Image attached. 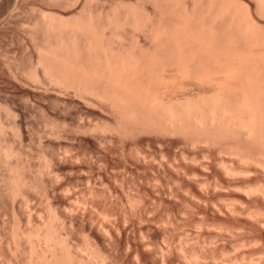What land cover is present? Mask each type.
<instances>
[{
    "label": "rangeland",
    "instance_id": "374dc122",
    "mask_svg": "<svg viewBox=\"0 0 264 264\" xmlns=\"http://www.w3.org/2000/svg\"><path fill=\"white\" fill-rule=\"evenodd\" d=\"M53 1L0 0V264H264V144L261 147L258 142V148L237 132L226 138L229 132L209 126L211 135L212 130L221 131L216 134L222 139L216 136L217 141H213L215 135L206 134V140L199 128H188L186 133L183 129L184 134L179 128V132L176 128L173 133L163 132L160 129L170 125L166 127L162 119L159 123L163 128L158 120L152 122H156L154 126L148 121V114L154 113L144 116L143 112L151 126L140 118L137 107L127 116L123 107L110 105L101 93L103 81L95 80L92 84L96 83V88L86 84L94 88L92 94L82 89L84 80L78 78L76 85V78L70 77L65 79L67 83L64 80L68 86L60 81L62 87L59 81L57 85L55 80L48 81L51 79L45 77L41 66L34 65L38 53L33 45L42 35L37 32L41 38L36 33L34 37L31 30L40 9L70 17L85 4L95 19L97 15L103 19H96L100 23L109 15L121 14L123 19L128 14L131 21L130 10L140 11V16L144 12L142 17L151 18V22L145 20L150 24L145 22L139 30L129 22L114 28L116 32L119 29L120 37L112 36L113 44L127 49L125 46L133 42L130 47L135 46V52L141 51L139 48L145 53L156 49L159 63L166 64L173 60L176 47L163 38L152 41L148 29L153 23L158 29L179 23L175 21L184 14L182 5L179 9L177 5L187 2L186 17L193 20L186 42L194 44L198 34L194 28L196 10L204 8L208 0L196 1L195 6L200 3L197 9L194 3L191 6L192 0H178L176 5L172 0ZM217 1L247 6L256 28L264 31V12H259L254 0ZM170 4L179 14L170 11ZM189 10L195 15L190 16ZM228 16L222 20L226 23L221 22L223 27L221 23L215 25L213 44L225 50L226 42L236 41L233 44L243 43L241 47H245L243 39L226 29ZM208 17H202L206 18L205 46L194 60L206 66L212 64L209 58L213 54ZM146 26L148 29L143 28ZM110 29L105 30L107 36ZM158 43L165 47L157 48ZM179 74L182 79L186 76ZM177 84L173 88L182 98L185 89ZM200 87L192 84L196 96L192 89L189 95L198 98ZM259 109L264 114V102ZM135 114H139L137 119ZM155 114L153 119L161 118ZM188 133L198 139L191 140L186 137ZM247 153L253 158L259 155L261 160L255 157L258 164L253 158L245 162L242 154ZM243 171L247 176L240 175Z\"/></svg>",
    "mask_w": 264,
    "mask_h": 264
},
{
    "label": "bare ground",
    "instance_id": "6f19581e",
    "mask_svg": "<svg viewBox=\"0 0 264 264\" xmlns=\"http://www.w3.org/2000/svg\"><path fill=\"white\" fill-rule=\"evenodd\" d=\"M56 1L62 2L64 0H54L53 3ZM72 1H69V2H72ZM173 1H175L174 2L175 5H176V2L178 4V0H172V5L174 4ZM179 1L181 2V0ZM185 1L187 0H184V2ZM196 1H200V0H192L191 6H193L192 3H194V6H195ZM254 1L256 2L255 3L256 8L260 10L259 12L261 13L264 12V0H254ZM169 2H171V0H169ZM215 2L216 0H208L207 4L204 5L205 6L204 8L200 7L202 11L200 10L198 12L197 10L199 9H197L196 7L200 3L197 2L198 5L195 7L193 6L194 8L197 9V10L193 9L194 11L196 10L197 17L194 18L193 16L196 22L195 23L196 26L195 27L192 26V27H194L198 32V34L195 37L194 44H188L186 42V36L188 35V31L190 28L189 26H191L190 24L193 20L192 18H191L192 19L191 22L187 20L186 16L189 15V13H187L188 10L185 6L187 2H185L186 4L182 2L184 6L183 4L177 5L178 9H179V5H182L183 14H184L182 15L183 17L181 16L182 13L181 14L176 13V9L175 10L174 8L172 9V7L174 6L170 4L171 5L170 7L171 9L169 8L170 11L174 10L176 15L179 14L181 17V20L175 21L179 23L173 24L174 21L172 22L174 26L170 24L171 21L169 22V24L173 27L168 28L169 26L167 27V25L165 24L167 29L164 27H162L163 29L161 28L158 29L159 27H156L157 24L155 23H153L149 29H148V26L143 27V28H147L148 30H150L149 32L151 33V36L153 38L152 41L154 42L156 41L157 43L158 39L160 41V39L163 38L162 40L164 42H170V43L172 42L174 44L172 45L176 47V51H174L173 56H171V58L173 57V60L171 61L170 59L171 62L170 63L167 62L166 64H165L166 61L164 62L161 60L159 63L158 55L155 53V51H157L156 49L155 51L147 50V52H149L147 54V52L145 53L144 50H143L144 52H141L142 48H139L141 51H138V52L133 51V49H135V46H133L134 48L130 47V45L133 42L129 46H125V48L127 47V49H123L124 45L121 46L120 43L119 45H116V47L113 44L114 39H112V36L115 37V35L117 36L120 35V32L118 31L119 29L117 30V32H119L118 34L116 30H114V28L115 29L122 28V27H125L124 24L126 26L129 24L132 27H134L136 30L142 27V25L146 21L151 22V18L150 20L149 19L147 20L144 17H142L144 12L142 16H140L141 15L139 13L140 11H138V8L140 9V7L136 6L137 7L136 10L138 12H134L133 10L132 11L130 10L131 11L130 12L129 11L130 8L129 6H127V10L129 11V14L131 16V19H130L131 21H129L130 17L128 14L127 15L125 14L126 17L124 16L125 18L123 19H120V16H122L120 14V16L118 15L119 17L118 16L113 17L109 15L110 17L108 16L106 21L104 22L101 21V23L97 22L96 20V19H99L98 15L95 19L94 14L91 12L92 10H90V8L89 9L85 8L84 7L85 4L83 5V8L80 9V11H78L76 14L70 17H63L57 11L40 9L39 17L33 23V31L31 30V32L33 33L31 34L34 37L37 36L36 35L38 34L37 32H40L41 33L40 35H42V38H41L40 35L38 34L39 37L41 38L40 39L39 37H37L38 39L41 40V41L40 40L38 41L39 43L36 41H33V42H36V45L33 43L34 44L33 46L34 47L36 46L35 47L37 48L36 52L38 53V56L36 59L37 61H35L37 64H34V65L41 66L39 67V69L43 70V72L45 73L44 74L45 77L47 76L49 79H51L48 81L52 82V80H55L54 82H56V85L58 81L62 82V80H63L62 83L64 84L65 82L67 83L65 79L68 78L70 80V77L76 78V82H75L76 85L78 81L81 82L82 80H84L82 83H85V82L86 83L85 85L80 83L81 88H82V85H84L85 87L82 89H84L85 91H90L92 92V94H93L94 88H90V87L93 85H96L97 80L103 81L105 84L104 86L102 85L103 86L102 88H104L103 91L101 92L103 93L102 94L103 97L106 96V98L111 101L110 105L113 103L120 109L124 108L126 110V111L123 110L124 112L117 110V111H120L119 114L121 112L126 115L133 114L134 112H136V109H135L136 107L141 111L143 110L142 112L141 111L138 112L140 115L139 114H135L136 116L134 115L136 119L138 118L137 115H139L140 118L142 116V118L145 119L147 117V116L143 117V112L145 111L146 112L144 116L147 113H150V114L156 113L155 116H157L158 114L157 118H159V116H161V118L156 119V117L154 116L155 119H153L152 117L154 114L153 115L148 114V118L149 117L150 118L149 119L147 118V119L151 123L155 120L156 121L158 120V123L159 122L162 123L163 121L166 123V127L169 124L170 125L169 129L168 127L167 129L165 128L166 130L160 129L163 132H167L168 130L169 131L171 130L170 132L173 133L174 128H176L175 132H179L181 129H182L181 130L182 132L184 129L185 130L184 132L186 133V131L188 132L189 130L188 128H190V130L191 129L194 130V128H199V129H202L201 130L202 134L204 135L207 134L209 136L211 135V133L209 132V128L213 127L214 129L215 127L216 129H219L221 131L223 130V132L226 131L225 133L229 132L230 135L228 134L226 138L232 136L231 134L233 132H237L239 133L238 134L239 136L244 135L246 136V138H249V140L253 141L251 142L252 144L255 143V145H257V143L259 142L258 145L262 147L264 144V114L261 111V109H259V106L264 102V34L262 33L264 31L259 29L260 28L259 26H258L259 27L258 29L256 28L257 24L254 22V20H252L253 18L248 12L249 10L247 11L246 9L247 6L246 7L244 6V8H241L237 6L236 4H233V5L232 3L229 4L230 2L227 3L225 1H222L223 4L221 3V1H217V3L219 2L218 4H216ZM189 5H188L189 7L188 9H190ZM191 10H189V12ZM170 11L168 10L167 12H170ZM174 11L173 13L170 12L171 15L174 14ZM180 11L181 9L179 10V12ZM199 12L200 14L202 13L201 16L199 15ZM194 13L192 11V15ZM203 13L206 15H204ZM192 15L190 12V16ZM202 15L204 17L209 16L208 18L210 19V24L207 28V32L211 39V50L213 54L209 58V60L212 62V64L209 66L203 65L202 64L203 61L198 62V63L194 61L195 55L197 53H202L203 47L205 46V43L203 42V35L205 33L204 20L206 18L205 19L202 18L203 17ZM227 16L228 18L230 17L229 18L230 20H228L229 24H228V28L226 27V29H229L232 31L235 28L237 32L234 29L235 31L233 32L234 34L230 31L231 35L232 36L235 35L238 38L243 39L246 44L245 47H241L243 46V43L241 44V46L238 44H233L234 42L236 43V41L226 42L225 46L227 48L225 50L222 48V46L217 48L213 44V40L211 37L215 34V29H216L215 25H218L219 23H221L222 20L223 19L225 20ZM146 17H149V15H147ZM173 19H174V16H173ZM127 22L129 23L126 24ZM149 22H146V23H149ZM224 22L226 23V21H223L222 23L224 24ZM157 23L159 26L160 22H157ZM222 23L219 25H222ZM109 27H113V30L116 33L111 31L112 29H110ZM29 28L31 29L30 26L28 27V29ZM107 29L108 31L110 29V33H109L110 36L109 35L107 36L108 34L107 31L105 32V30ZM29 32L30 31L27 30V33ZM34 33H36L35 34L36 36L34 35ZM119 37L120 36H118L117 39ZM31 38L33 39L32 36ZM182 40H183V43H182ZM239 41H237V43ZM160 43H158L159 46H157V48L160 47V49L162 50V47H165V46L163 44H161L160 46ZM154 45L152 49H154ZM236 45L240 46L241 48H239ZM118 46H121V48H118ZM168 56H170V54ZM162 62L164 63L162 64ZM36 68L37 66H35L33 70ZM180 72H182L184 76L186 75L183 79H182L183 76H181L180 78V75H181L179 74ZM35 77H33L32 80L35 79L36 81ZM78 78L79 80L77 81ZM71 80L73 82L74 78H71ZM95 80H96V83L92 84L93 82H95ZM175 83L176 84L178 83L177 85H179L182 88V90L185 89L183 90V93L181 95V97L182 96L184 97L180 98V96L176 94V89L174 90L173 88V87H176V85H174ZM195 83H198L203 88V89L201 87L198 88L199 90V92H197L199 95L198 98L191 97L192 94L190 93L191 94L190 96L188 92L189 90L190 91L193 90L190 87L192 84H195ZM86 84L90 86L89 87L90 89L87 88L88 86H86ZM93 87L96 88V86H93ZM100 89H101V86H100ZM95 91L98 93L97 94L98 96L101 94L96 89ZM193 91H194L193 93V96H194L196 91L195 90ZM76 94L78 95V93ZM103 104L105 103L103 102ZM111 107H114V105ZM129 107H132V110ZM127 109L129 111H127ZM124 114H121L122 117L124 116ZM147 119H145L146 125L149 124ZM154 123L156 124V122ZM154 123L152 124L156 126ZM161 123H159L160 125L159 124L158 125L161 126V128H163L162 127L163 124ZM152 124H149V125L153 126ZM120 125L121 124H119V128L121 127ZM158 125H157L158 127L157 129H159ZM2 126L3 124L0 125V132L2 131L1 129ZM205 128H208V130ZM193 130H192V133L196 131L197 129H195L194 131ZM203 131L204 132L206 131L207 133L206 132L203 133ZM216 131L218 130L211 131L212 135H215V138L211 135L213 138V141H217L214 139H217L216 136H218L219 133H221V131H219V133ZM190 132L191 131H189V133ZM197 132L196 134H198L197 136H199L201 133H197ZM189 133L186 134L188 135L186 137H189L191 140L198 139L197 136L193 137L194 133L191 134L193 135L191 137ZM237 133H235L236 136H237ZM182 134L184 133L182 132ZM221 136H218V137L221 138ZM224 136H226V134ZM206 137H204V139ZM212 138L210 139L212 140ZM220 138L219 140L222 139ZM206 140H209V138ZM0 150H2L1 146H0ZM262 150L263 148L260 151L262 152ZM261 152H259L260 156L262 154ZM243 155L246 160L245 162L253 158V156L249 155L248 153L242 154V157ZM258 156L259 155L254 156L253 158L254 161H252L253 163L256 164L258 162V161L255 162L256 161L255 157L259 158L260 156L259 157ZM240 160H242L241 157H240ZM259 160L261 159L259 158ZM225 165L223 166L224 168H225ZM229 168L231 169V167ZM233 170L232 171L228 170L230 171L229 174L233 172ZM224 171H227V170H224ZM241 174H246V172L244 173L243 171V173H240V175ZM245 176H247V174ZM254 188L253 190H255ZM262 195H264V193Z\"/></svg>",
    "mask_w": 264,
    "mask_h": 264
}]
</instances>
